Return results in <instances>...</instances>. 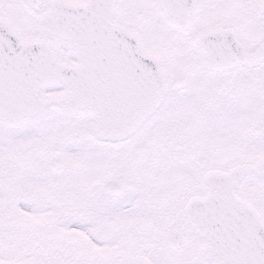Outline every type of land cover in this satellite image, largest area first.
I'll return each mask as SVG.
<instances>
[{"label": "snow or ice", "instance_id": "obj_1", "mask_svg": "<svg viewBox=\"0 0 264 264\" xmlns=\"http://www.w3.org/2000/svg\"><path fill=\"white\" fill-rule=\"evenodd\" d=\"M0 264H264V0H0Z\"/></svg>", "mask_w": 264, "mask_h": 264}]
</instances>
